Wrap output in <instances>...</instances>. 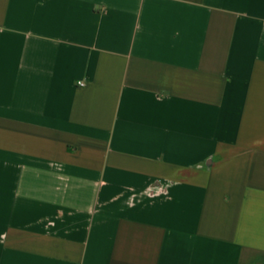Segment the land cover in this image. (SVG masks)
Wrapping results in <instances>:
<instances>
[{"label":"crops","instance_id":"0c3cea01","mask_svg":"<svg viewBox=\"0 0 264 264\" xmlns=\"http://www.w3.org/2000/svg\"><path fill=\"white\" fill-rule=\"evenodd\" d=\"M0 264H264V0H0Z\"/></svg>","mask_w":264,"mask_h":264},{"label":"built area","instance_id":"2783aa9c","mask_svg":"<svg viewBox=\"0 0 264 264\" xmlns=\"http://www.w3.org/2000/svg\"><path fill=\"white\" fill-rule=\"evenodd\" d=\"M80 86H83V84L81 83V84H79Z\"/></svg>","mask_w":264,"mask_h":264}]
</instances>
